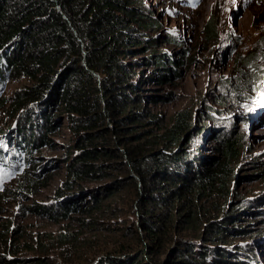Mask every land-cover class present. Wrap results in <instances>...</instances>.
<instances>
[{
	"label": "trees",
	"instance_id": "1",
	"mask_svg": "<svg viewBox=\"0 0 264 264\" xmlns=\"http://www.w3.org/2000/svg\"><path fill=\"white\" fill-rule=\"evenodd\" d=\"M213 25L210 16L205 24L209 37ZM154 26L141 0H0V80L9 75L24 83L11 107L13 116L20 111L8 141L14 147L0 144V197L17 174L31 184L41 179V149H53L51 136L59 128L53 119L60 112L76 138L72 155L60 159L66 179L52 203L26 208L58 224L75 223L50 236L60 250L69 248L73 263L93 259V244L106 236L93 231L96 236L83 238L82 228L96 229L97 217L81 216L110 212L127 186L130 198L124 203L131 207L140 201L135 225L106 228L111 234L119 231L121 239L104 248L97 264H250L235 245L252 231L237 223L256 216L252 210L264 204V197L249 200L238 190L230 193L244 135L231 127L214 130L207 156L202 138L209 112L194 125L192 106L168 117L154 109L172 93L158 96L153 87L164 89L179 77L177 67L186 57L185 49L177 61L160 51L158 40L146 34ZM167 40L183 43L174 34ZM251 62L241 63L249 67ZM115 165L124 177L99 187L80 184L106 179L105 168L119 169ZM233 197L237 204L226 209ZM1 226L0 264H45L40 258L5 257L8 246V253L16 251L11 247L18 240L10 235L17 229L10 223ZM260 233L258 228L254 232Z\"/></svg>",
	"mask_w": 264,
	"mask_h": 264
},
{
	"label": "rangeland",
	"instance_id": "2",
	"mask_svg": "<svg viewBox=\"0 0 264 264\" xmlns=\"http://www.w3.org/2000/svg\"><path fill=\"white\" fill-rule=\"evenodd\" d=\"M141 1L144 9L153 14L158 24L146 32L158 40V49L170 55L174 61L183 55L184 49L186 52L183 65L177 67L181 71L180 76L173 78L172 83L164 89L153 87L158 96L172 93L169 99L160 102L154 109L164 112L168 117L178 110L192 106L194 125L209 112L211 120L202 138L207 150L204 154L207 156L212 154L210 142L214 130L219 133L229 127L238 129L244 135V146L234 169L230 193L238 190L241 197L246 199L264 197V171L262 175L248 178L247 181L244 178L264 170V0ZM210 16L215 32L212 37L205 32V24ZM167 34H174L183 43L180 45L169 42ZM248 59L252 62L249 67H244L241 62ZM23 85V81L13 80L11 77L9 79V75L0 80V99H5L4 107L0 108V144H4L6 149L14 147L8 141L13 135L20 111L13 116L11 107L15 101L14 92ZM33 106L34 104L29 105L32 110ZM207 106L211 109H207ZM246 118L248 121L243 123ZM53 122L59 124L58 132L51 136L54 147L52 150L44 147L41 149L42 153L39 152L42 158L37 169L42 167L44 171L41 179L31 184L21 174H17L11 183L4 185V194L0 197V231L3 230L2 223H10L11 228L17 229L10 237L18 240V244L11 247L16 249L15 253H8V246L4 256L11 259L40 258L45 264H80L72 262L71 253L67 251L69 248L60 250L58 241L50 240L51 235L60 232L65 226L67 229L74 227L75 223L66 220L58 224L46 216L35 215L26 208L33 204L52 203L66 179L65 169L59 168L60 159L64 158V154L72 155L76 138L69 128L65 114H55ZM4 136L7 138L3 139ZM106 162L117 161L111 159ZM118 167L119 169L113 166L105 168L109 172L106 179L83 181L80 184L99 187L118 177H124L121 166ZM76 190L80 189L77 187ZM129 198L130 189L126 186L112 203L110 212L101 216H81L85 220L97 217L96 229L82 228L83 238L96 236L97 234H91L93 231L106 235L93 244L90 252L93 259L86 264H97L103 258L101 253L104 248L116 246L117 240L121 239L119 231L111 234L109 228H118L121 224L135 225L137 202L140 201L131 202L130 207L124 203ZM235 199L233 197L227 201L226 209L237 204ZM107 204L106 201L103 208ZM261 207L264 208L262 203L259 205ZM259 219L262 217L253 219L245 216L237 225L248 230L258 228L264 232V223ZM260 238L261 249L256 253L259 264H264V234L257 237ZM127 242L128 239H125L124 243ZM41 243L47 244V249ZM161 259H164L163 255Z\"/></svg>",
	"mask_w": 264,
	"mask_h": 264
},
{
	"label": "clouds",
	"instance_id": "3",
	"mask_svg": "<svg viewBox=\"0 0 264 264\" xmlns=\"http://www.w3.org/2000/svg\"><path fill=\"white\" fill-rule=\"evenodd\" d=\"M257 197L258 196L254 197V198H257ZM254 198H251L249 200H252ZM258 205H260V204H258V203L255 204V210L257 212V215L254 216V217H251V216H249V217H251L253 219L262 217V219H259V220L262 223H264V213H263L264 212V208L263 207L259 208ZM256 230L257 229L249 230V231H252V232H246L243 237H241L240 239H238L236 241V245H235L236 251L239 254V256L243 260L249 262L250 264H259V259H258V255H257L258 253H256V251L261 249L260 245H261V239L262 238L257 239V237H261V235H263L264 232H261L260 236H257V235L255 236L254 232ZM229 246L234 247L233 244H230Z\"/></svg>",
	"mask_w": 264,
	"mask_h": 264
}]
</instances>
